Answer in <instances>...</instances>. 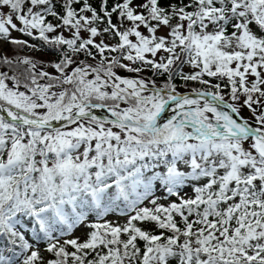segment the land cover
Returning a JSON list of instances; mask_svg holds the SVG:
<instances>
[{
    "label": "snow or ice",
    "instance_id": "snow-or-ice-1",
    "mask_svg": "<svg viewBox=\"0 0 264 264\" xmlns=\"http://www.w3.org/2000/svg\"><path fill=\"white\" fill-rule=\"evenodd\" d=\"M0 264H264V0H0Z\"/></svg>",
    "mask_w": 264,
    "mask_h": 264
}]
</instances>
